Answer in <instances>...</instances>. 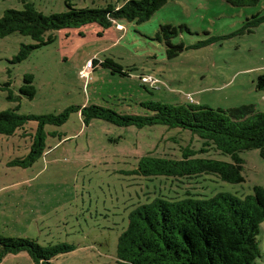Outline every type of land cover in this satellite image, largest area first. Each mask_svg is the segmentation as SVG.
<instances>
[{
  "label": "rangeland",
  "instance_id": "1",
  "mask_svg": "<svg viewBox=\"0 0 264 264\" xmlns=\"http://www.w3.org/2000/svg\"><path fill=\"white\" fill-rule=\"evenodd\" d=\"M127 0H0V20L7 10L26 4L46 14L63 13L67 2L78 9L122 6ZM264 15L256 6L233 7L224 0H169L144 23L119 19L109 28L87 24L48 32L53 43L35 49L18 63L24 45L35 41L20 33L0 38V112L17 109L22 116L59 115L71 107L98 105L120 114L146 115L143 102L195 104L227 110L254 105L264 112V24L252 34L222 39L207 47L189 48L212 37L237 32L248 18ZM162 25L186 26L172 38L186 49L167 58V45L156 38ZM112 59L127 75L100 63ZM93 62L92 68H86ZM33 77L36 96L21 93L25 77ZM39 123L29 120L12 135L0 134V236L30 238L42 246L67 243L73 252L55 264H121L119 238L130 215L158 198L207 200L219 194L239 199L264 187V156L247 150L243 183L212 174L193 177H145L136 173L144 157L195 158L231 163L215 147L201 152L205 141L189 130L152 126L120 127L104 120L85 123L80 112L61 125H46L44 153L28 167L26 160ZM205 149H208L205 147ZM264 264V223L257 237ZM0 264H36L27 252L7 255Z\"/></svg>",
  "mask_w": 264,
  "mask_h": 264
},
{
  "label": "trees",
  "instance_id": "2",
  "mask_svg": "<svg viewBox=\"0 0 264 264\" xmlns=\"http://www.w3.org/2000/svg\"><path fill=\"white\" fill-rule=\"evenodd\" d=\"M168 1L127 0L120 7L110 5L105 9H78L67 2L66 12L50 15L38 11L33 4H26L22 11L10 9L5 12L0 20V38L20 33L35 41L33 45L22 47L15 58V62L20 63L35 49L54 42V36L46 37L48 32L94 23L109 28L119 19L144 23ZM224 1L233 7L243 8L256 6L262 0ZM262 24L264 15L257 14L248 18L237 32L220 38L212 37L189 48L199 49L222 39L252 34ZM184 29L188 30L184 25L161 26L156 38L166 43L168 59L177 58L188 49L184 44L171 42ZM100 65L112 73L127 75L123 67L112 59H106ZM257 89L264 92V74L257 78ZM21 93L30 99L36 96L32 76L25 77ZM141 106L148 114H120L98 105L71 107L59 115L46 116H22L17 109L7 110L0 112V134L12 135L29 120L39 123L28 158L14 162L22 167L30 166L43 155L44 127L65 124L73 112H80L85 123L98 119L120 127L142 129L160 125L189 130L205 141L201 152L215 147L233 160L229 163L195 158L196 152L190 150H185L181 159L144 157L136 173L145 177L182 178L212 174L229 183H243L244 160L239 154L258 149L264 156V112L258 111L254 105L227 110L160 102H143ZM263 223V186H255L253 193L244 199L224 193L207 200L187 198L169 201L158 198L130 215L128 228L119 238L118 257L121 264H254L260 257L257 237ZM74 250L75 247L67 243L42 246L30 238L0 236V263L9 254L27 252L36 264H55L53 260L56 257Z\"/></svg>",
  "mask_w": 264,
  "mask_h": 264
},
{
  "label": "built area",
  "instance_id": "3",
  "mask_svg": "<svg viewBox=\"0 0 264 264\" xmlns=\"http://www.w3.org/2000/svg\"><path fill=\"white\" fill-rule=\"evenodd\" d=\"M92 67H93V62H88L86 68L88 69V68H92Z\"/></svg>",
  "mask_w": 264,
  "mask_h": 264
}]
</instances>
